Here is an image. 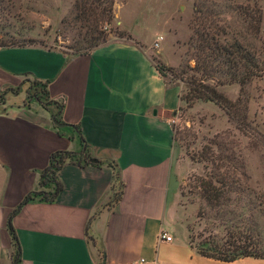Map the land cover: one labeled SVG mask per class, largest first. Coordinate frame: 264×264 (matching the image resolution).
I'll use <instances>...</instances> for the list:
<instances>
[{"label":"crops","instance_id":"obj_1","mask_svg":"<svg viewBox=\"0 0 264 264\" xmlns=\"http://www.w3.org/2000/svg\"><path fill=\"white\" fill-rule=\"evenodd\" d=\"M132 37L139 45L111 41L85 54L0 46L4 227L51 153L80 154L84 147L97 161L63 164L56 200L26 204L13 216L19 264H264L202 257L168 231L179 181L169 115L180 106L179 88L166 85L149 58L156 38L145 44ZM33 81L46 83L52 104L26 100ZM57 105L63 128L50 121ZM112 169L122 186L116 203ZM161 232L171 242L159 241Z\"/></svg>","mask_w":264,"mask_h":264},{"label":"rangeland","instance_id":"obj_2","mask_svg":"<svg viewBox=\"0 0 264 264\" xmlns=\"http://www.w3.org/2000/svg\"><path fill=\"white\" fill-rule=\"evenodd\" d=\"M78 1L0 0V46L34 45L65 54L86 51L84 29L75 19ZM245 4L247 0H114L112 20L98 28L104 37L99 44L127 41L139 45L132 36L145 44L162 37L158 46L149 50V58L153 65L159 63L170 69L163 79L168 86H178L180 97L179 108L169 115L179 181L173 212L166 219L168 231L193 249L203 241L223 245L234 237H251L256 241L254 252L264 257V73L240 89L237 84L216 83L215 78L199 81L198 73L192 70L194 40L190 38L194 37L195 25L203 24L206 17L208 23L211 17L217 19L215 22L226 33L222 39L242 43L256 53L258 60H264V2L259 3L261 22L257 35L247 32L234 12ZM197 6L200 14L194 12ZM200 85L230 102L238 97L245 99L246 126L238 128L225 109L214 102L193 99V90L201 89ZM29 104L35 106L33 101ZM214 141L225 145L244 163L249 202L237 204L232 200L212 210L196 193L193 178L203 177L204 164L194 159L201 150L215 152ZM257 203L260 207L252 209ZM0 264H11L1 215Z\"/></svg>","mask_w":264,"mask_h":264},{"label":"trees","instance_id":"obj_3","mask_svg":"<svg viewBox=\"0 0 264 264\" xmlns=\"http://www.w3.org/2000/svg\"><path fill=\"white\" fill-rule=\"evenodd\" d=\"M264 0H247L244 6H237L234 12H237L241 18V25L252 35H257L260 29L261 9L259 3ZM114 0H80L75 4V19L84 29V42L88 46L84 52L73 54H85L102 43L104 37L99 31V26L109 24L112 20V6ZM195 13L200 14V8H194ZM204 19V17H203ZM203 20L193 28V47H194V67L192 70L198 73L199 81L211 80L215 78L216 83L237 84L240 89L254 77H259L264 73V60H258L256 53L248 51L242 43L233 40L231 43L227 39H222L226 34L224 29L218 25L212 17ZM88 36V39H86ZM222 40V42H221ZM161 77L170 69L156 63L154 65ZM196 80V82H199ZM195 82V83H196ZM199 84V83H197ZM194 89L193 99L205 102H214L225 109L226 114L238 128L246 126V104L245 99L238 97L234 102H230L213 89L203 87ZM205 88V89H204ZM180 98V97H179ZM26 100H35L41 106L45 107L51 103L48 99L46 83L33 81L30 83ZM61 106H56V112L53 113L55 120H60ZM68 126V125H67ZM75 128L78 132L77 127ZM81 142H83L81 140ZM215 152L212 149L201 150L198 157L194 160L204 164L203 177H194V189L197 190L199 198L212 210L220 209L232 200L237 204L243 201H250L248 195L249 186L244 163L229 153L228 148L219 141L212 143ZM84 148V147H83ZM65 163L90 164V158L84 150L78 154L69 151H55L49 155L47 165L39 171L37 184L33 190L28 192L19 204L8 214L5 229L9 239L11 250V264H19L20 247L11 225L13 216L19 209L29 203L41 202L52 203L56 200L62 189L58 178V172ZM117 173L112 169L113 202L116 203L121 195L122 186L117 183ZM251 205V203L249 204ZM257 203L252 209L259 208ZM258 210V209H257ZM218 212V211H216ZM256 241L251 237H234L230 241H225L223 245H217L210 242L200 243L195 251L198 255L220 261H233L238 258L252 257L264 258L254 252Z\"/></svg>","mask_w":264,"mask_h":264},{"label":"built area","instance_id":"obj_4","mask_svg":"<svg viewBox=\"0 0 264 264\" xmlns=\"http://www.w3.org/2000/svg\"><path fill=\"white\" fill-rule=\"evenodd\" d=\"M162 40V37L158 36L156 39H155V42L153 43V47H157L158 46V43L159 41ZM159 241H164V242H171V237L168 236L165 232H161L159 234V237H158ZM143 261L142 260H139L137 264H142ZM131 264V263H130Z\"/></svg>","mask_w":264,"mask_h":264},{"label":"water","instance_id":"obj_5","mask_svg":"<svg viewBox=\"0 0 264 264\" xmlns=\"http://www.w3.org/2000/svg\"><path fill=\"white\" fill-rule=\"evenodd\" d=\"M50 121L57 128H63L65 126H67L66 124L58 123L53 116L50 118ZM83 150H84V148H82L81 152ZM90 163L95 164V163H97V161L95 159H90Z\"/></svg>","mask_w":264,"mask_h":264}]
</instances>
